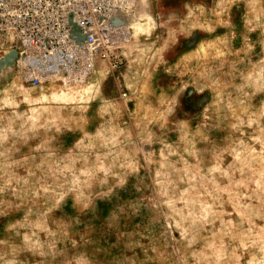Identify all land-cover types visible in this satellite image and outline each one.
Instances as JSON below:
<instances>
[{
    "label": "clouds",
    "instance_id": "obj_1",
    "mask_svg": "<svg viewBox=\"0 0 264 264\" xmlns=\"http://www.w3.org/2000/svg\"><path fill=\"white\" fill-rule=\"evenodd\" d=\"M241 5L236 48L232 11ZM172 23H153L127 46L131 95L106 96L107 67L95 73L91 91L64 89L66 100L36 97L28 88L0 93L11 101L0 99V264H106L87 247L94 226L82 217L123 199L140 180L149 195L155 192L153 211L168 225L159 235L122 231L149 213L141 197L118 204L104 227L119 258L107 264H242L257 245L264 253V227L253 238L254 220H264V0H215L213 8L189 9L178 26ZM159 28L164 34L151 41ZM220 29L227 31L216 35ZM198 33L213 38L197 40ZM141 35L151 42L142 43ZM182 40L197 45L166 67L179 78L174 94L157 97L150 73L167 64L165 54ZM190 88L211 94L195 128L178 116ZM222 126L226 146L212 136ZM66 133L79 135L62 146ZM226 205L249 214L233 220ZM65 210L76 215L66 217Z\"/></svg>",
    "mask_w": 264,
    "mask_h": 264
},
{
    "label": "rangeland",
    "instance_id": "obj_2",
    "mask_svg": "<svg viewBox=\"0 0 264 264\" xmlns=\"http://www.w3.org/2000/svg\"><path fill=\"white\" fill-rule=\"evenodd\" d=\"M198 6H203L207 9H211L215 6V0H137L134 11L128 14L127 17L121 19V23L124 25V33L120 35L119 40L121 41L118 49L119 54H122L124 61L118 67L110 69V76L105 86V94L110 98H118L122 94L128 93L126 88L125 77L128 75L127 66L128 60L125 56L127 46L132 42V39L136 33H143L151 29L152 24H166L170 19L173 20L171 26H178L179 22L183 20L189 9H195ZM201 11L204 9L201 8ZM244 8L241 5L239 8L233 9L232 19L236 25L237 39L234 42L236 48L241 46V40L239 38L242 31L241 26V16L243 14ZM174 18V19H173ZM226 29H220L216 35L223 34L226 32ZM165 30L159 28L156 32H153L151 41H155L158 35H163ZM211 39L204 33L197 34V40L199 39ZM253 40H256V35L252 36ZM140 40L142 43H150L147 37L141 35ZM197 40H182L179 50H173L170 53L165 54V59L167 61L166 65H161L158 70L150 73L152 79L150 81V87L156 93L158 97L162 93H167L168 95L174 94V89L179 86V78L176 76H169L166 73V67L174 66V63L177 61L178 56L181 52H186L189 46L195 47L197 45ZM259 51V49H258ZM13 57L11 54H7L5 59L0 60V93L9 89L12 91H22L27 92L28 89L33 92V95L36 97L47 99L49 96L53 100H66L69 97L63 95L64 89L73 91L76 89H86V91H91L90 85L96 79L95 73L99 72L105 66L97 67V69L84 78H78L74 81L66 80H54V81H44L39 85H32L31 82L25 81L20 75V70L14 65ZM163 63V60L161 61ZM187 79V78H185ZM239 83V81H237ZM28 88V89H27ZM57 92H60V95H57ZM0 99H6L3 95H0ZM211 100V94L209 92L197 93L193 88H190L187 93L183 94L181 97L182 105L178 109V116L185 120H188L192 123L195 128L199 123L202 122V114L205 107H207ZM6 102L10 103V100L6 99ZM153 102L155 103V97H153ZM22 109L26 106H21ZM95 105H93V112L89 115L94 116ZM134 105L130 104L129 108H133ZM95 121H93V127L90 130L94 129ZM79 133L68 134L66 133L62 141L63 145H70L77 138ZM214 141L220 146H226V132L223 129V126L220 129H217L212 132ZM171 139L175 141V135L171 136ZM231 158L226 157V161L230 162ZM239 178V176L237 177ZM114 183V182H113ZM149 187L144 180L138 181V183L133 187L129 185L128 191L126 193H120V189H117V193L123 195V199H120L117 196L112 203L102 205L94 214L86 215L82 217V220L88 224L94 226V236L92 237L93 243L87 245L90 251L94 252L107 264L108 261L113 260V258L118 259L117 248L115 246V238L109 235L105 231V222L106 218L110 216L113 210H116L118 204H124L125 201L128 203H136V197H141L143 199V207L148 209V215L141 218H133L127 222V227L123 228L122 231L129 232L138 230L144 235H148V229L155 230L156 234H160V229L163 226L168 225L167 219L163 221L156 216L153 211V204L156 202L154 199L155 192L152 191L151 195L148 194ZM243 203V201L241 202ZM123 211V209H121ZM226 210L233 212L231 219L238 220L239 215L237 213H242L248 215L249 213L244 209H236L232 205H226ZM65 216H75L76 213L71 212L70 210H65ZM56 215H60L57 213ZM5 221L0 220V237H3V224ZM254 223L257 225L256 231L253 233L254 239H260L259 228L264 227V220L256 219ZM248 225H245L247 227ZM83 231L82 229L80 230ZM176 239L179 240L183 237L184 232H177ZM78 241L83 243L80 236L75 237ZM87 238V237H86ZM136 239H140L139 236ZM149 241L144 240L143 243L147 244ZM99 249V251H97ZM151 255V253H149ZM264 262V253L259 251V246L250 249L249 253H246L244 261L242 264H262ZM193 264V262H190ZM223 264V262H221Z\"/></svg>",
    "mask_w": 264,
    "mask_h": 264
},
{
    "label": "built area",
    "instance_id": "obj_3",
    "mask_svg": "<svg viewBox=\"0 0 264 264\" xmlns=\"http://www.w3.org/2000/svg\"><path fill=\"white\" fill-rule=\"evenodd\" d=\"M137 0H0V60L13 57L32 85L74 81L97 67L113 69L119 54L121 19Z\"/></svg>",
    "mask_w": 264,
    "mask_h": 264
}]
</instances>
